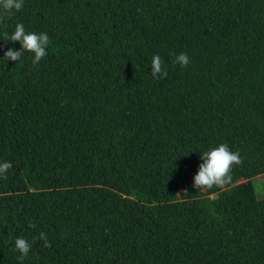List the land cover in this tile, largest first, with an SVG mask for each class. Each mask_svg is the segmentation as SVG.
Instances as JSON below:
<instances>
[{
	"label": "trees",
	"instance_id": "1",
	"mask_svg": "<svg viewBox=\"0 0 264 264\" xmlns=\"http://www.w3.org/2000/svg\"><path fill=\"white\" fill-rule=\"evenodd\" d=\"M16 23L49 36L37 64L2 58ZM221 143L232 182L194 188ZM4 161L0 264L18 237L23 264H264V0H23L0 16Z\"/></svg>",
	"mask_w": 264,
	"mask_h": 264
},
{
	"label": "clouds",
	"instance_id": "2",
	"mask_svg": "<svg viewBox=\"0 0 264 264\" xmlns=\"http://www.w3.org/2000/svg\"><path fill=\"white\" fill-rule=\"evenodd\" d=\"M23 7V0H0V16L10 15L13 10L20 11ZM4 41L19 42L20 49L8 48L4 54L5 61L11 60L17 62L24 52L32 54V63L37 64L47 54V47L50 38L47 33L28 32L22 23H16L14 31L9 34H3ZM173 63L179 64L182 68L190 63L187 53L181 52L175 56ZM151 73L153 78L159 79L167 76L162 58L159 54L151 58ZM202 163L198 165V170L193 176V187L197 189H211L213 187H223L232 182V168L234 165H240L242 159L239 152L232 151L226 144H219L200 153ZM12 167L11 162H0V178L7 179V172ZM34 223H29V227L35 228ZM35 240H43L44 246L49 247L46 233L41 232ZM32 245L23 237H18L14 241L13 251H18L17 257L19 264L28 256Z\"/></svg>",
	"mask_w": 264,
	"mask_h": 264
},
{
	"label": "rangeland",
	"instance_id": "3",
	"mask_svg": "<svg viewBox=\"0 0 264 264\" xmlns=\"http://www.w3.org/2000/svg\"><path fill=\"white\" fill-rule=\"evenodd\" d=\"M253 186H254V192H255V195L256 197L258 198H264V174L259 176V177H256V178H253L249 181ZM248 183L247 180H244V179H238L234 185H242V186H246ZM182 192L180 191L178 193L181 194ZM216 195H212L210 197H215Z\"/></svg>",
	"mask_w": 264,
	"mask_h": 264
}]
</instances>
